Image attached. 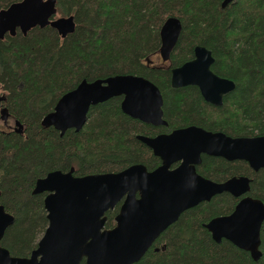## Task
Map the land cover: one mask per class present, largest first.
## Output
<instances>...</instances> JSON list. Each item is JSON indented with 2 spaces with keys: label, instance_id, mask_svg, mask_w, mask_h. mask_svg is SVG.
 Masks as SVG:
<instances>
[{
  "label": "trees",
  "instance_id": "1",
  "mask_svg": "<svg viewBox=\"0 0 264 264\" xmlns=\"http://www.w3.org/2000/svg\"><path fill=\"white\" fill-rule=\"evenodd\" d=\"M21 0H0V11ZM56 0V18L72 17L75 30L62 38L47 26L0 41V205L14 219L0 242L13 257L27 258L47 227L35 182L48 173L73 170L75 177L118 173L141 164L160 166L137 135L155 137L196 126L226 136H264V0ZM168 18L182 25L167 63L159 57V31ZM196 46L211 52V71L234 82L221 107L207 104L196 87L173 89L170 70L193 59ZM140 76L162 95L167 127H153L123 114L121 98L90 107L84 127L63 136L42 124L58 99L82 80ZM196 172L213 182L250 179L248 195L264 204V169L244 161L201 156ZM239 199L227 193L183 212L134 264H264L261 257L222 240L215 243L204 225L229 215ZM119 207L108 211L104 228L115 226ZM83 264V262L81 263Z\"/></svg>",
  "mask_w": 264,
  "mask_h": 264
},
{
  "label": "water",
  "instance_id": "2",
  "mask_svg": "<svg viewBox=\"0 0 264 264\" xmlns=\"http://www.w3.org/2000/svg\"><path fill=\"white\" fill-rule=\"evenodd\" d=\"M236 0H223L225 9ZM56 0H21L0 11V41L16 32L26 36L33 28L47 26L65 38L75 30L72 17L56 18ZM182 31L177 18H168L159 31V58L169 61ZM211 52L196 46L193 59L170 70L173 89L196 87L209 105L221 107L223 97L235 89L234 82L211 71ZM121 98L123 114L153 127L167 126L163 120L162 95L147 79L116 75L92 82L82 80L62 95L42 124L60 136L79 132L90 107ZM136 139L160 160L153 171L136 164L118 173L75 177L73 170L54 171L35 182L33 194H46L43 206L47 227L37 247L27 258L13 257L0 246V264H134L180 215L209 202L222 193L239 199L227 216L211 219L203 227L215 243L225 240L248 252L254 261L261 257L260 229L264 204L248 195L250 179L232 177L216 183L200 176L196 167L201 156L244 161L257 172L264 169V136L232 138L196 126L155 137ZM176 165L175 167H173ZM120 203L115 226L105 229V214ZM14 219L0 205V242Z\"/></svg>",
  "mask_w": 264,
  "mask_h": 264
},
{
  "label": "rangeland",
  "instance_id": "3",
  "mask_svg": "<svg viewBox=\"0 0 264 264\" xmlns=\"http://www.w3.org/2000/svg\"><path fill=\"white\" fill-rule=\"evenodd\" d=\"M154 64L155 65H161V60L159 57L154 60Z\"/></svg>",
  "mask_w": 264,
  "mask_h": 264
},
{
  "label": "flooded vegetation",
  "instance_id": "4",
  "mask_svg": "<svg viewBox=\"0 0 264 264\" xmlns=\"http://www.w3.org/2000/svg\"><path fill=\"white\" fill-rule=\"evenodd\" d=\"M167 63V62H166ZM160 127H167V126H160ZM171 133V132H170ZM165 134V133H162ZM169 134V133H168ZM176 165H174L173 167H175ZM118 207L120 206V203L117 205ZM119 210V209H118Z\"/></svg>",
  "mask_w": 264,
  "mask_h": 264
}]
</instances>
